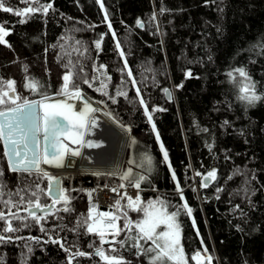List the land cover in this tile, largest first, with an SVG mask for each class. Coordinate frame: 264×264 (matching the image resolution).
<instances>
[{
  "label": "trees",
  "instance_id": "16d2710c",
  "mask_svg": "<svg viewBox=\"0 0 264 264\" xmlns=\"http://www.w3.org/2000/svg\"><path fill=\"white\" fill-rule=\"evenodd\" d=\"M39 3H51L52 8L47 14L31 15L25 23L14 12L31 3L6 0L14 11L0 10V25L10 33L7 44H0V81L14 80L22 99L40 98L24 87L30 80L39 81L41 91L52 95L60 89L68 70L65 65L71 61L83 93L130 129L120 173L132 168L133 178L147 177L140 185L142 200L160 197L169 202V211L184 203L192 209L191 216L182 213L178 218L189 264H195L191 255L205 248L212 264H264V100L251 106L239 101L238 88L227 76L244 67L256 83V92L264 95V0H102L103 9L96 0ZM138 19L143 27L137 26ZM85 79L92 87L83 83ZM102 82L107 87L96 91ZM118 91L127 95H117ZM141 99L152 114L151 123ZM132 139L137 143L131 144ZM3 153L0 143V170L8 166ZM145 155L151 157L150 170L147 164L137 166ZM212 169L217 180L201 187ZM2 180L0 211L8 213L2 201L11 199L19 204L11 211L27 216L23 209L28 200L35 201L33 192L42 205L52 203L45 194L48 181L40 176L29 196L17 194L16 186L8 189ZM65 187L71 211H63V203L55 204L53 214L41 222L44 232L40 225L32 230L16 220L13 225L19 231L0 232L13 237L11 242H0V264H68L71 254L92 253L100 246L99 237L82 226L88 213L86 195L72 192L70 180ZM129 215L138 218L136 212ZM3 227L0 221V230ZM126 235L121 233L105 251L123 256L130 264H148V256L135 255L131 241L120 247L117 241ZM49 237L59 243H51ZM72 264L104 262L86 255L75 256Z\"/></svg>",
  "mask_w": 264,
  "mask_h": 264
},
{
  "label": "snow or ice",
  "instance_id": "6c2138e0",
  "mask_svg": "<svg viewBox=\"0 0 264 264\" xmlns=\"http://www.w3.org/2000/svg\"><path fill=\"white\" fill-rule=\"evenodd\" d=\"M24 2L31 3L33 6L14 12L16 16L24 17V19L19 21L20 23L27 22L31 15L37 12L47 14L52 8L51 3L42 5L39 0H24ZM96 2L100 4L101 9L104 8L102 0H96ZM0 10L8 13L14 11L12 7L6 6V0H0ZM152 18L155 19V14ZM104 20H108L107 12H105ZM136 24L139 27H143V23L139 19ZM108 27L111 29L110 23ZM9 34V30L0 25V44H7L6 37ZM113 35L115 34L113 33ZM102 39L103 37H101ZM95 46L97 49L101 47L100 40L95 42ZM116 46L120 48L119 42H117ZM120 55L123 56L124 53L121 51ZM72 67L74 66L71 61H69L68 65H65L68 70L63 75V83L54 96H49L42 92L43 85L39 81L30 80L26 82L24 87L39 94L40 99L38 100L22 99L17 95L16 82L14 80L0 81V143L3 144V154L7 158L8 169L14 173H27L29 175L35 172L40 178L46 179L48 181V191L45 194L52 197L53 206L57 203H63L65 205L63 211L65 212L71 211V208L68 207L71 197L67 194V190L60 187L59 178L53 177L42 165L62 167L65 157L80 156L81 148H99L101 146L100 143L86 138L97 124L93 113L99 111V109L92 106L80 85L76 83ZM186 75L190 76L191 73H186ZM129 76H131L130 71ZM227 76L238 88L237 99L239 101L251 106L257 101L264 100V95L256 92V83L244 67H237L229 71ZM83 83L92 87V84L87 79ZM106 87L107 85L102 82L100 88H97L96 91L103 92ZM165 91L167 92V89ZM104 94L107 95L106 92ZM137 94H139V90H137ZM117 95L126 96L127 94L118 91ZM112 99L113 103H115V98ZM140 104L145 105L143 99L140 100ZM153 111H156V109H153ZM144 112L151 123L152 114L146 105ZM106 115L114 123H117L110 113H106ZM120 127L125 131H130L122 124ZM152 129L155 131V124L152 125ZM157 139H159L158 134ZM136 143L135 139L131 140V144ZM70 144L77 145V147H70ZM161 150L164 151L163 145H161ZM164 160H168L166 151H164ZM151 162V157L145 155L142 163L137 166L143 167L144 164H147L150 170ZM128 163L133 164L135 161L129 160ZM105 174L110 176L119 175L122 181L119 188L112 189L113 192H119L120 188L126 186L123 181H127V186L138 190L137 194L133 198L125 193L110 206L113 209L111 211L100 212L96 205L89 207L82 226L86 228L87 233L99 237L100 246L95 248L94 253L77 251L71 254L68 258V264H72L75 256L82 257L93 254L98 256L104 264H130L123 256L112 255L106 252L103 247L104 244L110 243L106 236L110 235L112 241H116V237L120 236L121 233H127L128 235L124 239L117 241L120 247L123 248L127 241H131V248L135 249V255L138 257L148 256V264H189V258L181 243L182 228L178 219L182 213L188 216L192 215V209L188 204L184 203L176 206L175 211H169L170 205L166 199L157 197L147 201L142 200L139 194L140 185L141 181L146 180L147 177L139 175L133 178L132 168H128L122 173H94V175ZM0 175H3L2 170H0ZM196 175L200 176L201 173L197 172ZM172 178L173 180L176 179L175 172L172 173ZM231 178L229 177V179ZM215 180H217L216 170L212 169L207 172L200 186L206 188L209 182ZM53 185H55V193H53ZM36 187L39 188V185ZM2 188L3 186L0 185V196L4 194ZM176 191L180 194L181 200H183V192L179 183L176 184ZM217 191H222V189L218 188ZM32 196L35 197V201L28 200V206L23 209L27 212V216H20L18 212L11 211L13 207L19 209L18 203L11 199L2 201L9 208V211L8 213L0 211V221L4 222V227L0 232L15 233L19 231L20 228L13 225L14 220L20 221L22 227H30V224L25 223L29 219L34 221L36 225H40L41 232L45 231L41 222L47 220L49 215L53 213L49 211L47 205L40 203L36 192H33ZM89 197L91 199V193H89ZM124 199L127 200L126 204L121 203ZM19 203H24L23 197H21ZM33 208L40 210L43 215H38L36 211L31 210ZM130 211L136 212L138 218L133 220L129 215ZM120 221H122V225L118 223ZM193 225H195V221H193ZM12 239L13 237L10 235L0 234V242H11ZM16 239H20V237H16ZM29 239L38 241V238L35 237H30ZM49 240L51 243H59V241L53 240L51 237H49ZM28 251L31 252V248ZM111 251L115 252L116 249L112 248ZM204 253L196 251L191 255V261L195 262V264H212L213 257L206 255V248Z\"/></svg>",
  "mask_w": 264,
  "mask_h": 264
},
{
  "label": "bare ground",
  "instance_id": "6f19581e",
  "mask_svg": "<svg viewBox=\"0 0 264 264\" xmlns=\"http://www.w3.org/2000/svg\"><path fill=\"white\" fill-rule=\"evenodd\" d=\"M89 102L99 111L93 113L97 124L86 138L100 143L101 146L99 148H81V155L75 156V159L71 158L68 162L71 166L68 168L64 167V165L62 167L42 165L49 173H60L61 175L67 172L120 173L126 149V139L128 138L127 131L121 128L119 123H114L94 101ZM71 147L75 148L77 145H71ZM88 192L91 193L93 205H96L100 212H107V208L111 206L114 194L100 187L92 188ZM206 255L209 254L206 253Z\"/></svg>",
  "mask_w": 264,
  "mask_h": 264
},
{
  "label": "rangeland",
  "instance_id": "374dc122",
  "mask_svg": "<svg viewBox=\"0 0 264 264\" xmlns=\"http://www.w3.org/2000/svg\"><path fill=\"white\" fill-rule=\"evenodd\" d=\"M1 170L3 171V175H0V180H2V178L4 179L2 181H5V183L7 184V188L12 189L14 188V186H16L18 187L17 193L22 192V193H25L26 196H29V194L31 193V189L33 188L34 184L36 183V180L39 177V175L36 174L35 172H33L31 175L27 173H19V172L14 173L8 169V166L4 167ZM94 173L96 172H81V173L80 172L78 173L77 172H67L65 174H62V179H61L62 184L66 186V184L70 180L74 188L72 192L76 194L78 192L83 191V187L85 186L102 187L101 185L103 184L104 186L108 185L109 187H111L118 180L117 179L118 175H115V176H110L106 174L105 175H94ZM101 173H104V172H101ZM105 173H108V172H105ZM51 175L55 177V174H51ZM26 184H27V187H25ZM113 189H114V186H113ZM108 209H110L108 211L113 210L110 207H108ZM13 222H15V220ZM25 223H28L31 225L30 227H27L28 229H32V230L35 229V223L31 219L25 221ZM106 238L109 240H112V237L110 235L106 236ZM197 251H200V252L202 251V253H204V250H197Z\"/></svg>",
  "mask_w": 264,
  "mask_h": 264
},
{
  "label": "water",
  "instance_id": "95a60500",
  "mask_svg": "<svg viewBox=\"0 0 264 264\" xmlns=\"http://www.w3.org/2000/svg\"><path fill=\"white\" fill-rule=\"evenodd\" d=\"M84 95L86 96V94L84 93ZM170 91L169 90H167V92H166V97H167V99H170L169 97H170ZM49 96H54V93L52 94V95H49ZM86 98L89 100V101H92L88 96H86ZM38 99H40V98H36V99H32V100H38ZM127 134H129V131H127ZM2 146H3V144H2ZM70 147H71V144H70ZM3 150H4V148H3ZM71 158H74L75 159V157H72V156H67V157H65V160H64V167H66V168H68L69 166H71V164H68V162H69V160L71 159ZM6 161H7V158H6ZM8 164V163H7ZM53 174H55V173H53ZM55 177H57V178H59V184H60V187L62 186V176H61V174L60 173H57V174H55ZM47 191H48V189H47ZM53 193H55V185H53ZM51 199H52V197L51 196H49ZM52 204H49V205H47L48 207H49V210H51V208H52V206H51ZM31 210H33V211H36L37 213H42L40 210H38V209H35V208H33V209H31ZM108 241H110V243H106V244H104L103 245V247H105V246H107V245H109V244H111L112 243V241L111 240H109V239H107ZM94 251H95V249H93V251H92V253H94ZM94 255V254H93ZM98 257V256H97Z\"/></svg>",
  "mask_w": 264,
  "mask_h": 264
},
{
  "label": "built area",
  "instance_id": "2783aa9c",
  "mask_svg": "<svg viewBox=\"0 0 264 264\" xmlns=\"http://www.w3.org/2000/svg\"><path fill=\"white\" fill-rule=\"evenodd\" d=\"M121 183L117 184V185H114V188H119V185ZM141 190V189H140ZM139 190V191H140ZM110 193L114 194L113 197L116 198V196L120 195V194H125L127 193L128 195H131L133 198L135 197V195L137 194V189L135 188H132L130 186H125L124 188H120L119 189V192H113L112 190H109ZM115 200V199H114ZM114 200L112 202H114Z\"/></svg>",
  "mask_w": 264,
  "mask_h": 264
}]
</instances>
